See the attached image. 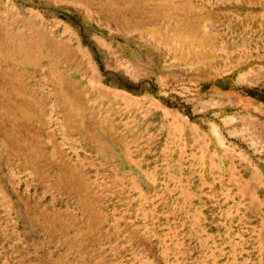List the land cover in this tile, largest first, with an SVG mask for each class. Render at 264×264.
<instances>
[{"label": "rangeland", "instance_id": "374dc122", "mask_svg": "<svg viewBox=\"0 0 264 264\" xmlns=\"http://www.w3.org/2000/svg\"><path fill=\"white\" fill-rule=\"evenodd\" d=\"M264 0H0V264H264Z\"/></svg>", "mask_w": 264, "mask_h": 264}, {"label": "trees", "instance_id": "16d2710c", "mask_svg": "<svg viewBox=\"0 0 264 264\" xmlns=\"http://www.w3.org/2000/svg\"><path fill=\"white\" fill-rule=\"evenodd\" d=\"M251 94L254 97H258L260 100H264V92H257V91L253 90V92H251Z\"/></svg>", "mask_w": 264, "mask_h": 264}]
</instances>
